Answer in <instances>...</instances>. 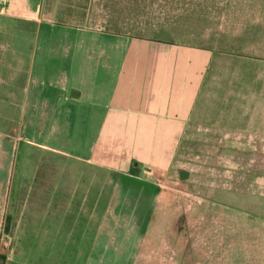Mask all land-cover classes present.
Here are the masks:
<instances>
[{
	"label": "crops",
	"instance_id": "0c3cea01",
	"mask_svg": "<svg viewBox=\"0 0 264 264\" xmlns=\"http://www.w3.org/2000/svg\"><path fill=\"white\" fill-rule=\"evenodd\" d=\"M247 8L258 11L257 48L235 51L91 30L71 5L59 19L51 0H0L8 264H264L263 228L234 227L216 211L210 217L221 220L210 231L182 241L186 212L155 208V185L132 172L166 171L191 121L209 122L219 137L264 143V0ZM20 142L30 146L25 153L79 161L17 167ZM77 168L86 176L74 178ZM106 169L117 173L108 203Z\"/></svg>",
	"mask_w": 264,
	"mask_h": 264
},
{
	"label": "rangeland",
	"instance_id": "374dc122",
	"mask_svg": "<svg viewBox=\"0 0 264 264\" xmlns=\"http://www.w3.org/2000/svg\"><path fill=\"white\" fill-rule=\"evenodd\" d=\"M51 2L52 5L56 3L59 19L64 16L66 6L75 7L72 17L80 25L91 30H113L137 38L156 37L180 44L207 45L235 51L257 48L258 11L256 8H247L257 0H51ZM60 13L63 16H60ZM216 135L217 133L211 131L209 122L191 121L184 136L178 140L166 171H157V174H149V171L143 173L142 169L132 171L134 175L143 177L145 181L151 183L150 185H155L152 186L153 196L158 197L155 208L173 213L186 212V224L183 229L185 239L182 241L193 243L198 240L196 233L210 231L209 226L221 220L210 217L218 216L215 214L216 211L226 212L234 227L248 225L264 229V181L257 183V177L264 180V143ZM154 141L156 142L155 139ZM28 146L29 144L20 142L19 151L13 160L17 167L23 161L30 164L79 161L66 159L62 154H41L29 149L25 153L23 150ZM33 172L25 171L27 177ZM86 172L77 168L73 170L72 176L84 177L86 175L82 174ZM88 173L90 176L94 175L92 170ZM100 176L106 179L105 192L108 203L117 173L106 169ZM145 193H149V190L146 189ZM147 204H150V198ZM17 224L18 220L15 219L16 236L19 229ZM199 225H202L201 230ZM163 235L167 241L170 240L169 237H174L167 230ZM18 245L21 246L17 241L16 246ZM1 251L2 249L0 255H3ZM71 251H68V256H71ZM5 252L7 255L8 251ZM9 263L12 264V261Z\"/></svg>",
	"mask_w": 264,
	"mask_h": 264
},
{
	"label": "trees",
	"instance_id": "16d2710c",
	"mask_svg": "<svg viewBox=\"0 0 264 264\" xmlns=\"http://www.w3.org/2000/svg\"><path fill=\"white\" fill-rule=\"evenodd\" d=\"M8 230V226L5 227V231ZM0 264H6V258L4 255H0Z\"/></svg>",
	"mask_w": 264,
	"mask_h": 264
},
{
	"label": "built area",
	"instance_id": "2783aa9c",
	"mask_svg": "<svg viewBox=\"0 0 264 264\" xmlns=\"http://www.w3.org/2000/svg\"><path fill=\"white\" fill-rule=\"evenodd\" d=\"M2 246H5V245H4L3 241H2V239L0 238V250H1Z\"/></svg>",
	"mask_w": 264,
	"mask_h": 264
}]
</instances>
